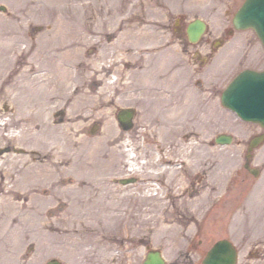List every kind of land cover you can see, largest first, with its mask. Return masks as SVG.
<instances>
[{
    "label": "rangeland",
    "instance_id": "374dc122",
    "mask_svg": "<svg viewBox=\"0 0 264 264\" xmlns=\"http://www.w3.org/2000/svg\"><path fill=\"white\" fill-rule=\"evenodd\" d=\"M244 1L0 0V6L7 7L0 10V32L8 29L36 43L54 25L68 24L81 27L82 34L92 37L90 43H96L85 45L83 62L70 66L84 75L82 84L90 91L86 118L71 116V99L48 114L51 123L66 130V138L60 136L58 143L55 135L39 139L34 128L27 130L36 110L26 108L15 92L9 93L7 83L0 86V264H46L52 258L66 264H142L149 246L163 252L166 264H201L211 245L225 236L237 245L238 264H264V144L251 158V165L261 168L260 175L255 177L244 167L249 140L262 129L221 103L222 91L238 70L264 67V47L255 31L233 24ZM124 18L123 27H148L147 38L137 41L135 48L141 59L138 65L146 67L142 55L148 51L151 65L146 69L152 68L155 82L158 74L169 80L170 91L176 81L178 97L183 103L189 98L193 121L178 118L170 131L174 115L169 106L161 110L152 96L142 95L140 89L126 91L122 82L110 91L104 89L108 80L97 73L96 57L112 41L109 34L114 39L120 35V29L111 27ZM197 18L205 20L208 28L199 42L191 43L187 26ZM15 68L12 79L21 73L19 63ZM124 107L137 109L135 126L129 131L116 118L117 110ZM164 124L169 131L163 130ZM222 132L233 134L234 141L217 144L215 137ZM84 138L87 148L80 150ZM65 142L69 159L62 155ZM126 156L138 157L144 171L131 170ZM164 157L175 165L181 163L177 174L182 196L164 195L171 186L159 185L161 176L147 170ZM57 170L59 181L51 185ZM132 176L153 177L152 185L150 181L148 189L138 193L135 184L119 182L120 177ZM96 178L101 179L103 191H109L106 201H113V207L104 210L83 200L75 202L74 197H80L74 184ZM195 198L202 205L190 216L189 200ZM99 210L101 216L90 214ZM19 212L29 220L15 236L23 217Z\"/></svg>",
    "mask_w": 264,
    "mask_h": 264
},
{
    "label": "bare ground",
    "instance_id": "6f19581e",
    "mask_svg": "<svg viewBox=\"0 0 264 264\" xmlns=\"http://www.w3.org/2000/svg\"><path fill=\"white\" fill-rule=\"evenodd\" d=\"M123 23H126L125 18L112 25L111 28L114 29V31L120 29V35H117V38L114 39V36L109 34V38L107 39L112 41L106 44L102 52L96 57L95 67L99 68L97 73L103 79L108 80L104 89L110 91L122 82L124 83L123 88L126 91H137V89H140L142 95L148 97L152 96L161 110H166L169 106V110L171 109L175 116H173L174 118L172 117L173 122L169 126L170 131L174 130V128H171V125L174 127L179 120L178 118L185 122L193 121L194 117L191 116L190 113L191 106L189 98L187 100L185 99V103H183L182 98L178 97V94L181 92L176 85V81L173 82L175 89L173 88V91H170L171 82H169V80H164L165 78L160 79L163 78V75L158 74L156 78L159 80L155 82L156 79L155 75L152 74V68L151 70L146 69L151 65V54L149 55L148 51H145L146 53L142 55V58L146 59L144 64L146 67L142 68L138 65L141 59L138 57L139 54L135 52V48L137 49L139 47L137 41H142L147 38L145 34L149 33L148 27L138 28L137 25L127 24L123 27ZM118 24L120 26H118ZM71 27L74 26L68 24L54 25L50 32H48L49 34L47 37L44 39L39 37L41 40L36 43L33 41L28 42L27 39H24L20 35H12L8 29L0 32V86H4L3 84L7 83L9 93L15 92L22 97L26 108H34V111L36 110L35 115L29 117L31 120V127H29V129L27 128V130L30 131L31 128H34L35 135L38 136L39 139H41L40 136L42 135H45L47 139L52 138L51 136L54 138L55 135L56 143H58L57 141L60 136L62 139L66 138V130H62L63 127H60L61 125L51 123L52 117L48 114H50L54 106L55 108L60 106L63 107L65 104L61 102L71 99V116L73 118L81 117V119L84 120V118H86L84 111L89 101L88 93L90 91L87 93L86 86L82 84L84 81L82 76L84 75H80L78 70L71 71L70 66L83 62L81 59L82 48L87 44H91L92 37H90L88 32L82 34L81 27ZM43 31L44 29H42L40 33H43ZM33 39L35 38L32 37V40ZM95 44L91 45L95 47ZM25 56H28V61L24 60L26 59L24 58ZM86 56H88L87 52ZM93 61L94 60L88 61L87 63L85 61L84 63L85 65H89ZM109 62H111V64H108ZM18 63L21 66V73L18 78L12 79L11 74L16 69L15 66ZM111 72L116 74V76L110 74ZM122 79H125V81L123 82ZM160 108L157 110H160ZM64 111L66 112V108ZM77 112H79L80 115H76ZM26 116H28V114ZM163 130H168V125L164 124ZM24 134L25 131H23V137ZM12 136H16V134L12 133ZM74 136L75 135H73V138ZM87 143L88 141L84 138L80 150H85L87 148ZM65 144H61V148H63L62 155L69 159V143L65 142ZM74 152H76V149H74ZM48 153L49 152H47V160L49 161L51 158L48 156ZM50 162L51 161L48 162L49 165ZM85 170L86 172L88 171L86 168ZM96 179L97 180L94 182L86 183L84 181H79L77 184H74V192L80 197H74L76 200L75 202L78 203V201L83 200L86 205H90L92 208L100 206L104 210L113 207V201H106V195L109 194V191L106 189L103 191L101 179ZM19 183H21V180H19ZM29 183L31 184L34 182L30 181ZM28 185L29 184L20 188V191L27 189ZM81 196L84 198H81ZM94 197L97 198V201L92 202ZM84 203H80L83 205V208L85 206ZM201 205L202 200L199 198L189 200L188 206L193 208L191 213L189 212V215L194 216L195 212L197 214L198 208ZM19 213L22 215L21 212ZM90 214L102 215L100 210L99 212L93 211ZM21 220L19 229L14 233L15 236L21 235L19 231L23 228L22 225L28 222L29 218L23 216ZM14 221L13 217V224ZM9 231L14 230L9 227Z\"/></svg>",
    "mask_w": 264,
    "mask_h": 264
},
{
    "label": "water",
    "instance_id": "95a60500",
    "mask_svg": "<svg viewBox=\"0 0 264 264\" xmlns=\"http://www.w3.org/2000/svg\"><path fill=\"white\" fill-rule=\"evenodd\" d=\"M234 25L237 28H253L264 45V0H246L234 16ZM206 23L201 19L193 21L188 28L190 40L196 42L206 30ZM225 106L237 111L244 119L258 122L264 127V71H242L225 90L222 97ZM132 110H125L120 115L126 127L131 125ZM232 135L222 134L217 137L219 143H230ZM264 142V133L256 136L250 143L248 162L246 166L259 175V169L251 168L249 160L251 151ZM238 252L228 239L217 241L208 251L202 264H237ZM47 264H64L57 259H52ZM143 264H165L159 251L148 254Z\"/></svg>",
    "mask_w": 264,
    "mask_h": 264
},
{
    "label": "flooded vegetation",
    "instance_id": "af4514ba",
    "mask_svg": "<svg viewBox=\"0 0 264 264\" xmlns=\"http://www.w3.org/2000/svg\"><path fill=\"white\" fill-rule=\"evenodd\" d=\"M35 158V157H34ZM176 158H179L178 156L176 157ZM126 159H127V161L128 162H130V163H133L135 166L134 167H136L139 171H141V172H143L144 171V168H143V166H138V164H139V162H138V157H136V158H129V156H126ZM169 161H171V159H164V165H163V167H168V165H169ZM166 164V165H165ZM48 167H50V165H47V168ZM134 167H132V166H130V168L131 169H133ZM154 168H155V166L154 165H151V166H149V167H147V169H152V170H154ZM59 170V169H58ZM57 170V171H58ZM60 171V170H59ZM59 171H58V173L56 172V171H54V172H52L53 174L52 175H55L56 173V175H55V182H56V184L58 183V179H57V177H59ZM61 172V171H60ZM47 173H48V175H49V171H47ZM144 174H145V172H144ZM167 173L163 176L165 179H162L163 181H165L166 179H167ZM173 178L174 179H178L179 178V176H178V174L176 173L174 176H173ZM135 179V185H143V184H145L146 183V181H147V179H150V178H147V177H145V176H141V177H135L134 178ZM54 181V180H53ZM71 181H72V177H71V175L69 176V183L71 184ZM163 184H164V182H162ZM135 189V190H134ZM146 189V188H145ZM133 190L135 191V192H137V191H140V190H144L143 189V187H135V188H133ZM167 195H169V196H173V197H175L176 195H178V193H175L174 191H171L170 192V189L168 190V193H167Z\"/></svg>",
    "mask_w": 264,
    "mask_h": 264
}]
</instances>
